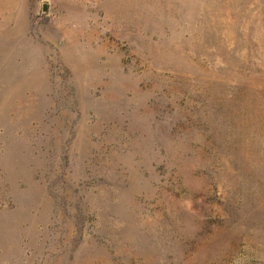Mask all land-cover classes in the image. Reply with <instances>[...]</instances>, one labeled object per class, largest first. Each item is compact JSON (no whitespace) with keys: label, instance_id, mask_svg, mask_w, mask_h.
<instances>
[{"label":"rangeland","instance_id":"rangeland-1","mask_svg":"<svg viewBox=\"0 0 264 264\" xmlns=\"http://www.w3.org/2000/svg\"><path fill=\"white\" fill-rule=\"evenodd\" d=\"M0 264H264V0H0Z\"/></svg>","mask_w":264,"mask_h":264}]
</instances>
